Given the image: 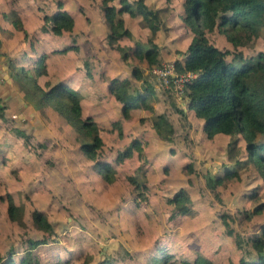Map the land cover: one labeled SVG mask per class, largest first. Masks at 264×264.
Instances as JSON below:
<instances>
[{
	"label": "rangeland",
	"instance_id": "obj_1",
	"mask_svg": "<svg viewBox=\"0 0 264 264\" xmlns=\"http://www.w3.org/2000/svg\"><path fill=\"white\" fill-rule=\"evenodd\" d=\"M56 1L41 0L39 10L42 13L56 10ZM61 1L75 21V35L70 44L76 46L71 48L77 53V77L87 72L85 83L104 82L105 92L107 82L121 79L126 84L132 82L129 95L136 96L141 89L151 88L153 96L146 101L137 98L131 118L122 119L119 126L112 123L119 114L116 105H107L112 119L108 117L110 121L100 124L104 125L105 143L99 158L113 165L114 179L106 182L91 160V169L97 176L88 177L91 183L87 182V187L86 166L79 164L78 173L83 175L79 177L76 172L71 176L65 174L58 165L70 153L67 145L74 144V152L69 154L73 158L80 141L76 137V142L73 141L74 134L63 126L59 114L41 108L38 95L30 92L31 85L17 69L19 76L14 79L16 94L10 99L11 111L17 113L16 105L20 102V108L27 113L36 114L39 108L42 113L38 120H33L34 129L27 118L23 121L32 134L19 128L16 123L22 122L9 113L6 119H0V129L11 132L17 128L29 135L27 144L16 136L17 147L22 143L28 148L24 153L35 156V161L26 163L31 171L21 173L22 176L21 168L15 166L17 158L2 160L0 152V195L5 196L10 190L21 214L18 220H11L6 199H0V264H161L163 261L157 263L161 258L172 264H239L242 257L255 260L257 254L251 238L264 225V183L247 161L245 142L239 135L206 137L199 118L188 107L187 96H177L163 88L158 73L153 71L172 64L174 73L189 72L176 68V61L183 60L193 36L181 19L184 0H140L154 10L155 17L142 14L131 17L124 12L121 16L130 35L115 40L110 38L103 22L100 0ZM119 2L113 3L119 7ZM4 13L6 17L8 13L10 20L17 17L12 11ZM18 28L25 32L23 25ZM42 31L30 32L24 40L34 42L42 35V42L48 41L51 35ZM204 34L211 44L227 50L225 59L233 65L240 64L233 59L235 53L248 57L264 52L262 31L249 38H244V31L236 33L245 40L237 45L227 40L217 27L205 30ZM150 40L158 47V63L152 66L132 53L136 47H150ZM59 42L60 47L65 46L63 40ZM17 46L22 52L23 48ZM126 52L128 55L124 57ZM7 59L14 63V57ZM134 65L141 70L140 79L132 75ZM37 72L41 79H49L45 64L40 63ZM161 113L172 126L168 139L151 131L149 126ZM135 138L140 140V153L133 149L129 157L117 159L118 153L124 152ZM128 175L135 176L141 186L136 188ZM216 177L220 182H215ZM179 188L190 196V211L170 218L173 207L166 199ZM258 206L262 209L256 211ZM36 209L53 225L49 234L34 226L32 211ZM43 240L46 241L40 242ZM30 241L38 243L31 245Z\"/></svg>",
	"mask_w": 264,
	"mask_h": 264
},
{
	"label": "trees",
	"instance_id": "obj_2",
	"mask_svg": "<svg viewBox=\"0 0 264 264\" xmlns=\"http://www.w3.org/2000/svg\"><path fill=\"white\" fill-rule=\"evenodd\" d=\"M114 1L101 0L103 21L112 40L123 35H130L121 16L124 12L131 17L138 14L155 17L154 10L148 9L140 0H135L133 3L120 0L119 7L114 5ZM183 5L184 14L181 19L193 36L184 52L183 60L176 61V68L196 74V77L186 84L188 107L203 120L202 129L206 137L213 138L218 133L241 136L245 142L247 161L254 166L264 183V52L259 51L248 57L235 53L233 59H238L240 64L233 65L225 59L227 50H221L211 44L204 34L205 30L211 31L217 27L219 31L225 33L227 40L233 45L245 41L242 35H236L240 31H244V38L257 35L259 31H262L264 36V0H184ZM56 6L57 10L52 15H43L42 29H49L56 35H61L64 31H72L73 17L63 8L61 0L56 1ZM73 47L76 48L75 45ZM132 53L139 60L145 59L149 66L158 63V47L151 40L150 47L147 49L136 47ZM127 55V52L124 53V57ZM21 71L23 78L27 80L26 83L31 85L30 92L38 95V103L50 105L62 116L80 141V149L84 156L92 160L98 173L106 182L111 183L115 168L105 159L99 158L103 147L102 138L95 130L94 120L90 116L82 117L78 97L63 83H55L47 90H43L37 84L35 76L28 75L24 69ZM132 75L140 79L141 70L134 66ZM109 90L122 103L121 113L124 118H129L130 110L136 107L137 98L144 101L147 98L141 93L136 96L129 95L128 86L123 83H112ZM147 107L151 108V105ZM0 118L5 119L1 99ZM115 123L118 125V122ZM152 126L161 137L166 139L172 132L171 123L163 113L155 117ZM10 131L15 136L22 137L24 144L28 143L29 135L23 130L12 128ZM43 146L44 144L41 143L40 147ZM133 149H137L140 153L139 139H133L124 152L118 153L117 159H120V156L121 158L129 157ZM187 167L191 170L190 165ZM226 173L232 175L230 171ZM127 179L134 183L136 188L141 186L135 176L128 175ZM215 182H220V179L216 177ZM2 198L7 201L9 218L18 220L21 214L10 194L0 195V199ZM166 201L173 207L170 218L190 211L191 199L184 188H179ZM261 209L262 206H258L255 210ZM32 221L37 229L48 234L53 229V225L47 220L45 214L37 209L32 211ZM37 243V241H30L31 245ZM251 244L257 254L256 259L250 261L242 257L239 264H264V225L261 226L259 234L251 238ZM158 262L172 264L169 260L162 258Z\"/></svg>",
	"mask_w": 264,
	"mask_h": 264
},
{
	"label": "crops",
	"instance_id": "obj_3",
	"mask_svg": "<svg viewBox=\"0 0 264 264\" xmlns=\"http://www.w3.org/2000/svg\"><path fill=\"white\" fill-rule=\"evenodd\" d=\"M13 1L0 0V41H1V46H0V99H1V104L4 106V115L6 116L7 113H9L10 117H14L17 120H20L22 123L21 124L16 123V125L19 128L23 129L28 134H32V131L28 130L26 123H23V121H25L26 118L29 120L31 129L36 128V126L33 125L34 123L33 120L39 119V115L42 113L40 108L35 110L36 112L35 114L34 112H31V111L27 113L25 109H21L20 102H17V105H16V107L19 106L17 109L18 111L17 113L12 112L11 111L12 107H10V104H11L10 99L14 98L15 97L14 94H16V91H15L16 80L14 79L17 76L16 74L19 72L17 69H19L20 71L24 69L26 70L28 75L36 77L37 84L43 90H47L51 85L55 83H63L66 86H68V88L74 94H77V97L81 104L82 117L90 116L94 120L95 128H96L95 130L98 132V134L102 138L103 147H104V143H105L104 130H103L104 125H100V124L105 123L106 121H108V119L110 121V118L112 119V117H110V114L112 112L109 111L107 105L108 104L116 105V108L118 109V112H119L116 118H113V122H112L113 124H116L115 122H118V126H119L121 124L120 123L121 120L125 119L124 117H122V113H121L122 103L119 100H117L109 90L110 85L114 82H111V81L107 82V87H106L107 90L105 92L103 90L104 82H101L100 83L101 85L99 83H94V82L85 83L84 77L87 74V72L84 75H82L80 78L77 77L78 74L76 73H78L79 71L78 64H77L78 59L76 58L77 53L74 49L71 48L73 47V45H75V43L70 44V42H72L73 40L72 39L73 35H75L73 33L74 28H75V21H74V26H73L72 31L70 32L64 31L61 35H56L49 29L43 30L42 27L44 25L43 15L44 14L52 15L57 10V8L56 10L52 12L46 11L42 13L39 10V8H42L40 6L41 0H13ZM6 11L14 12L17 17L10 20L8 18V13H7V17H6V13H4ZM40 18H42V20ZM13 20L15 21L17 28L15 27V23L13 22ZM19 25H23L25 32H22V30H19L18 28ZM38 29H40L41 31L43 30L42 32L46 35H51L50 39L46 42H42L43 36L38 35L36 41L34 42L28 39L27 41L24 40L25 37L29 36L30 32L36 33ZM60 39L64 41L65 46L60 47L61 46V43L59 42ZM16 42L20 44H17ZM15 45H18L17 47H22L23 51L20 52V49L19 48L16 49ZM7 46H9L10 48L9 47L7 48ZM62 50L64 52H61ZM19 54L20 56H18ZM7 57H14L13 59L14 63L8 62ZM74 58L77 60H75ZM40 63L42 65L45 64L48 71L50 72V74H48L49 79H46V77L44 79L40 78L37 72L38 65ZM138 67H141V66L138 65ZM132 68H131V72H132ZM142 75H143V72H142ZM133 80L135 81L134 78ZM116 83H123L128 86V89L132 88V85H131L132 82H128L126 84V82L124 83V81L122 82L121 79H119V82L117 81ZM140 93L145 94L147 98H150L153 96L151 92V88H147V90L141 89ZM159 100L162 101L161 99ZM41 106H42L41 108L45 112L47 111V109H50L52 112H56V114H59L50 105L43 104ZM133 110L134 109H131L129 112L131 116H132ZM52 115L54 117V114ZM120 115H121V118H120ZM140 115L143 116L144 114H140ZM131 116L129 117L131 118ZM59 117L63 121L62 123L63 126L71 129L68 132H70L71 135L74 134L73 141L76 142V138H74L76 136H75V133L72 127L68 123L65 122L62 116L59 115ZM199 121L201 122V125H203V120L199 118ZM97 125H98V128H97ZM149 126L151 128V131L153 130L155 132L154 128L152 127V123H150ZM218 134H222V133H218ZM18 141L19 140L16 139V136L12 132H9L8 129L7 130L0 129V152H3L2 160H4V158L9 159L11 156L16 157L17 160H15V166L19 169L21 168L19 175L23 176L24 174H21V173L26 172L28 170L31 171V166L26 163H28L29 161L30 162L35 161V156L34 154L33 156H29L25 154L24 151H26L27 153L28 150L26 149L28 148H26L22 143H21V147L18 148L17 147ZM67 146L69 148L70 153H73L74 144L71 143V145H67ZM78 149L79 151L73 156V158L69 156L70 153L67 155L65 154L64 159L61 160V162L59 161L58 165L61 166V168H64L63 172L65 174L70 173V176H71L73 172H76V175L79 177H83V175H79L78 173V170L81 167L79 166V164L81 163L82 165L86 166V169H88L89 172L84 174V177L86 178L85 185L88 187V183H91L89 178H91V176L96 177L97 175L95 176L96 173L93 174V171L91 169L92 164L90 163H93V162L84 156L83 152L80 149V146ZM24 154L25 156H23ZM8 193H11V191L9 190Z\"/></svg>",
	"mask_w": 264,
	"mask_h": 264
},
{
	"label": "built area",
	"instance_id": "obj_4",
	"mask_svg": "<svg viewBox=\"0 0 264 264\" xmlns=\"http://www.w3.org/2000/svg\"><path fill=\"white\" fill-rule=\"evenodd\" d=\"M172 64L164 66L162 70L154 72L158 73V80L160 85L168 90L174 91L177 96H186V84L196 77L193 72H185L183 74H177L172 72Z\"/></svg>",
	"mask_w": 264,
	"mask_h": 264
}]
</instances>
